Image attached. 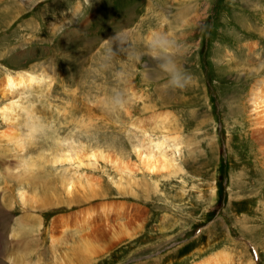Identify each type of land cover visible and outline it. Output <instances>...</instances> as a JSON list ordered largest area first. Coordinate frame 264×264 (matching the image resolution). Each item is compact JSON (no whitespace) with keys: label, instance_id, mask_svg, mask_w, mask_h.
<instances>
[{"label":"rangeland","instance_id":"obj_1","mask_svg":"<svg viewBox=\"0 0 264 264\" xmlns=\"http://www.w3.org/2000/svg\"><path fill=\"white\" fill-rule=\"evenodd\" d=\"M153 30L179 45L177 62L193 77L185 89L167 85L144 47ZM114 32L130 41L102 68V41ZM23 72L41 76L39 85L0 91V110L11 98L21 101L46 132L22 151L0 142V264H11L8 253L32 264H69L64 247L53 261L52 228L91 208L98 213L89 232L104 251L85 264H196L224 248L234 264H264V103L250 100L253 85L264 90V0H0V88L9 73ZM117 90L126 94L122 109L108 103ZM12 114L10 123L20 126L23 111ZM160 114L169 119L162 131L154 128ZM4 121L0 133L10 124ZM143 129L154 140L164 131L179 135L177 150H166L175 168L149 170L136 157ZM75 146L93 152L96 163L55 162L56 149ZM38 152L46 162L23 180L22 163L14 164ZM121 153L134 182L124 191L113 162ZM73 174L92 180L99 196L85 200L76 186L70 198L62 179ZM24 190L50 199L22 206ZM104 203L114 209L107 219L97 210ZM122 222L130 235L113 238Z\"/></svg>","mask_w":264,"mask_h":264},{"label":"bare ground","instance_id":"obj_2","mask_svg":"<svg viewBox=\"0 0 264 264\" xmlns=\"http://www.w3.org/2000/svg\"><path fill=\"white\" fill-rule=\"evenodd\" d=\"M8 75H9V79H7V83H5V85H3L2 88H0V91L4 93V94L1 93L3 95L8 94L7 91H9V93H10L9 95H11V94L13 95V93L15 92L14 90H16L17 88H20V89L16 90V92H18L20 90H21V92H23L25 89L28 90L35 83H37L39 85L38 81H40L42 79L41 76L40 77L35 76V74L33 72H23L21 75L18 74L16 77L12 76L11 73H9ZM32 83H33V85H31ZM5 89H7V90H5ZM263 92H264L263 87L260 86L259 83L256 85H253V87L250 91V100L253 102V104H257L260 102L264 103V93ZM17 95H19V94H17ZM10 100H12V102H10L8 105H6L5 107H3L0 110V117L3 120H5L6 122L10 123L11 116L12 117L15 115L17 116V114H15V115L12 114L13 110L17 109L19 111L21 110V112L23 111L24 118L21 121L22 124L19 123L20 126L15 125L13 121H11V122H13V124L10 123L9 125L5 126V130L1 131V133H0V142L1 143L6 142L8 144L10 142H13L14 144H12V146L14 145V148L17 147L19 150H21L22 148L23 149L25 148V147H23L25 143H26V145L33 143L36 140V137L38 135L45 134L46 127H44V125L40 119L35 118V115H34L35 113L33 112L32 107H28L25 105H24L25 106L24 107L23 103L21 106V101H20V103H19V101L15 102V100H13V98H11ZM30 105H32V104H30ZM15 112L17 113V111H15ZM163 115L162 116H161V114H160V116L156 115V117L158 116V118L156 119L155 124L153 123L155 126V127L154 126L153 127L156 128L159 126L161 128V131H162V128H164V129L166 128L165 127L166 123L169 122L168 121L169 119L167 121H165L167 118ZM18 116H19V114H18ZM13 120H16L15 117H13ZM17 120L19 121V119H17ZM8 123H6V124H8ZM15 123H17V122L15 121ZM143 125H144V122H143ZM23 128H24L25 132L22 131ZM147 132L148 131L143 129V132H141L142 137L135 139V142L133 143V151H134L136 157L141 161V163L146 167V169H149V170H154V169L158 168L160 165H162L163 168H172V167L175 168V166H173V162H172L174 160L167 157V151L166 150L169 148H175L174 150H177V147L179 145L178 142L181 143L179 141V139H180L179 135L169 134V132L166 133L164 131L160 134V136L155 137V140H156V142H155V140L153 139V136H147ZM148 134H150V133L148 132ZM74 145H75V143H74ZM9 146H7V148ZM3 148H5V147H3ZM7 148H6V150H7ZM66 148L65 149H56V152H57L55 155V162L56 163L57 162L63 163V161L65 163V161H68V162L71 161V162L77 163V166H79V165H81V162L83 163L84 159H86V158H87L88 162L86 164V162L84 161L85 162L84 165L86 164L88 166H91L93 163L94 164L96 163V160L94 161L93 159L97 158V157L93 152H90V154H89L88 150L85 151V148L83 149V147H79V146H75L73 148H71V147L67 148L69 150H66ZM38 154H39V152H38ZM53 154H55V152ZM50 155H51V153L49 152V156ZM102 155H105V154L102 152ZM46 156L43 154H39V156H37L36 158L35 157H31V158L28 157L30 159H27L26 161H22L19 159L20 161L18 160V163L15 162L16 164H14V165L18 169V166L22 163L21 166L24 167L23 168L24 171L22 169V172H24L23 173L24 174L23 180H26V179L28 180L29 179L28 173L31 171L35 172L34 170L35 169L37 170V167L42 166L40 164H42L43 162H46V159H47ZM118 156H119V154H118ZM50 157H49V159H50ZM51 160H52V158H51ZM49 162H50V160H49ZM113 162H114V165L119 169V174L121 175L120 180L117 182L118 189L120 191H124L126 184L130 185V186L134 185V182L132 181V176H131L132 171H130L132 169H131V166L129 165L128 159L124 156V154L122 155V153H121V155L119 157H116L115 160H113ZM22 167H20V168H22ZM162 170H165V169H162ZM123 176L124 177L126 176V179H129L126 183L123 182ZM82 177H80V175L76 177L74 174L70 175L68 177H64L62 179V186L65 189V192L67 191L68 195L70 196L73 194V191L76 189V186L77 187L79 186L81 189H83L84 194H82V195H83V198L85 200L99 196L100 189L97 187V185L93 184L91 182L92 180L90 181V180L86 179L84 177V175H82ZM30 179H31V177H30ZM32 180H34V179H32ZM135 185H136V182H135ZM126 188L128 189L130 187L127 186ZM71 197L72 196H70V198ZM19 199H20L22 206L24 204L25 205L29 204L32 207H39V206H44L45 204H47L50 197L46 196V194L43 195L42 193H41V195H37V193H35L34 195H27L26 191L24 190V191L19 192ZM54 199L52 200V202H56ZM71 201H73V199H71ZM29 205H28V207H29ZM107 205L108 204L104 203V205H100L97 209L99 211V213H101V215H103V218L104 217L106 218L108 216L109 212L112 213L114 210V209H112L111 204H109V206H107ZM82 213H83L82 215H80L81 213H78L77 215L70 217L66 221L63 220L62 224H60V222H58V221H56V223L54 224L55 227L52 228L53 234H52L51 239H50V242H51L50 247H51V251H52L53 261L58 262L59 259L55 256L56 255L55 253L57 252V250H62L63 247L65 249L63 251V258L64 259L67 258L69 260L68 261L69 264H85V263L91 261L92 259H94L96 256H98L100 253H102L104 251V248L101 247L103 244L102 238L98 234H96L95 232H89L91 225H92L91 221L94 220V216H95L94 214H97L98 212H96V210L91 208L89 210H85ZM118 214H119V212H118ZM21 220H23V221H21L22 224L26 223L25 219H21ZM126 224L122 222V223L118 224V227H115V229L113 230V233H114L113 238H119V237H121V235H126V236L130 235V226L131 225L129 226ZM116 229H118V230H116ZM67 234H71L69 240L66 238ZM131 234H132V232H131ZM115 235H117V236H115ZM15 236H17V235H15ZM73 238L77 239V240L75 242H73L74 241ZM70 241H71V243H70ZM15 250H19V249H17V247H16ZM4 256L11 262V264H32V263L26 261V257H25V255H23V253L17 254V255L15 253H13V254L8 253V254H4ZM234 258H235V256H233V253L230 252L227 248H224V249L220 250L219 252L209 256L208 258H206V259H204V260H202L196 264H234V262H233ZM60 261H61V259H60ZM39 263L40 262H36L33 264H39ZM246 264H253V262L249 261V263H246Z\"/></svg>","mask_w":264,"mask_h":264},{"label":"clouds","instance_id":"obj_3","mask_svg":"<svg viewBox=\"0 0 264 264\" xmlns=\"http://www.w3.org/2000/svg\"><path fill=\"white\" fill-rule=\"evenodd\" d=\"M129 41L130 36L127 32H114L113 35L103 39L100 53V66L102 68L110 67L117 47ZM144 47L157 62L159 72L167 77V85L169 87L173 89H185L192 83L193 77L177 62L176 52L179 50V45L168 33L153 30L145 38ZM135 58H141L139 51L136 52ZM123 76V72L116 73L117 79ZM108 103L110 107L122 109L127 103L126 94L123 91L117 90L108 99Z\"/></svg>","mask_w":264,"mask_h":264}]
</instances>
